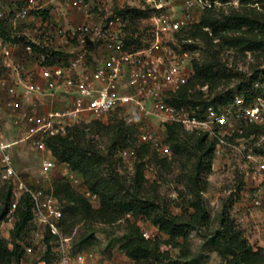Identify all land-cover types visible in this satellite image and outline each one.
Masks as SVG:
<instances>
[{
  "label": "rangeland",
  "instance_id": "374dc122",
  "mask_svg": "<svg viewBox=\"0 0 264 264\" xmlns=\"http://www.w3.org/2000/svg\"><path fill=\"white\" fill-rule=\"evenodd\" d=\"M214 1L217 2L214 16L222 24L230 26L234 22L235 16H243L254 24L249 26L240 24L238 29L223 30L217 37L206 29L209 32L208 35L198 34L193 38L196 41V52L193 60L203 64H215L222 73V79L211 90L209 99L213 100L217 95H221L225 100L228 93H231V96L239 93L252 103L260 105L264 101V28L260 27L264 25V0ZM91 2H93L91 5L93 13L98 14V17L103 19L111 14H119L128 8L140 6L138 0H92ZM22 4L18 0L0 1V5L7 8ZM175 10L177 14H180L178 6L175 7ZM45 20L46 17L41 13L40 20L29 19L28 22H20L15 29L9 27V21H5L0 23V32L5 34L4 38L8 42H18L23 45L30 42L36 45V49L42 53L51 52L48 55L51 59L41 60L42 65L49 64L48 62H51L53 58L59 59L60 63H66L71 57V52L81 47V41L77 39L67 41L64 38L61 41V38L57 37L58 32L55 30L58 26L55 24V29H50V24L44 25ZM124 20V38L132 36L135 40L141 41L142 44L153 39L147 18L133 21L128 15ZM191 27L192 25L187 29L190 36ZM92 39L91 35L83 37L89 50V62L97 64L105 56L101 42ZM60 52L62 55H59ZM2 75L3 70L0 67V78ZM198 90L199 88L194 86L189 91L197 102L200 101ZM33 103L29 99L23 98L16 101V110L0 108V122L4 140L13 142L24 137L23 120L26 116L35 113L29 108V105ZM231 103L232 99L221 105L229 106ZM132 112L135 113V111ZM137 118L139 124H145V129L152 136L163 138L162 123L157 117L140 118L137 116ZM95 121H100L105 126L110 127V132L107 133L102 128L96 129V126H89L92 122L89 125L81 124L78 126L84 130L87 141L93 142L105 153L109 150L114 153L118 171L130 184L135 187L138 186L139 192L147 199L156 201L175 216H183L187 211L191 212L189 209L191 195L186 188V178L191 173L192 163H185V159L178 160L174 152L171 158L160 157L151 144L139 142L137 129L133 133L134 147H125L123 137H117L113 133V130H117L116 127L118 126L121 128L131 126L126 123L125 113L121 111L108 114L93 122ZM85 126L88 128L85 129ZM245 136L248 140L247 150L239 148L235 145V139L232 140L231 146L223 148L218 156H214L213 168L207 176L209 185L205 193V203L211 215V223L202 231L192 232L187 247L189 256L197 258L202 264H228L218 252L211 251L206 246L208 235L220 228V218L224 211L229 212L231 218L252 246L264 249V199L260 205L253 204L254 190L251 188L249 174L253 171L254 164L247 159L248 152L261 155L264 158V132L256 131V128L247 126ZM143 146H147L148 149L140 155L139 151ZM129 148H135L137 156L135 159L125 160L124 152ZM11 151L18 174L29 188L44 192L43 199L53 194L56 187L67 185L85 198L93 209L99 207V197L97 202L89 200L87 192L91 191L88 189L83 176L74 171L68 164L59 162L51 151L42 153L29 142H20ZM45 160H50L55 164L52 171L48 173V178L43 174L42 166ZM138 174H142V177L136 183ZM5 184L6 182L0 177V190ZM259 189L262 192V197H264V183ZM63 197L62 195L58 200L62 202L63 207H66L69 203ZM15 222V218L10 215L9 219L1 224L0 230L3 238L11 239V231L14 229ZM133 225L140 232L147 231L154 235L152 240L159 244L162 253L169 255L173 260L180 258L183 251L181 246L170 243L169 238L160 233L159 229L149 220L142 217L135 218L131 214L115 222L97 216L79 220L75 227L66 233V237L70 239V251L73 253L85 251L92 255L88 264H134L121 249L130 232V227ZM47 237V230L35 220L26 240V253L19 263L14 264H59L58 254L50 253L47 250L48 247L45 249L43 247ZM85 239H88L86 243H84Z\"/></svg>",
  "mask_w": 264,
  "mask_h": 264
},
{
  "label": "built area",
  "instance_id": "2783aa9c",
  "mask_svg": "<svg viewBox=\"0 0 264 264\" xmlns=\"http://www.w3.org/2000/svg\"><path fill=\"white\" fill-rule=\"evenodd\" d=\"M21 6L7 8L0 5V23L9 21L15 29L18 23L36 18L43 12L73 8L81 12L86 21L67 30L59 29L66 40H79L81 47L71 52L66 63L45 65L41 73L45 85L26 80V67L13 60L14 44L8 42L0 33V64L10 70L12 84H3L6 93L14 97L18 87H23L25 97L34 95L53 96L63 91L68 106L61 110H52L45 114H30L24 118L25 134L19 141L7 142L2 137L0 122V177L6 183L14 185L15 208L23 193H28L34 202V215L41 225L48 226L57 237L59 264H88L92 257L89 253L70 251V239L62 235L58 222L62 217V202L53 194L43 199L44 192L29 188L18 174L12 156V148L20 142H29L42 153L49 152L48 141L58 136H67L75 126L89 125L96 119L121 111L125 113L128 125L136 127L139 142L151 144L162 158H171L173 150L167 141L166 126L181 125L186 131H198L207 134L216 142L215 157L221 150L232 145L246 149L248 142L245 133L247 126L264 124V101L254 104L242 94H235L229 106L215 104L210 94L204 95L203 108L176 107L170 104V98L183 90L193 76L195 40L187 37L188 27L199 22L207 10L216 8L214 0H138L137 8L148 10L150 31L153 39L136 48L127 47L123 29L125 20L118 14H111L99 24H92L93 10L89 0H20ZM178 6L180 14L175 7ZM92 36L93 41L102 44L105 58L97 64L89 62V50L83 40ZM18 43V42H17ZM23 45V44H22ZM194 46V48H193ZM26 54L34 56L33 44L23 45ZM205 92L207 89L205 88ZM13 99L0 97V108L16 110ZM132 111H135L133 113ZM137 114V115H136ZM157 117L163 127V138L152 136L139 124L137 118ZM18 123V122H17ZM136 149L124 152V159L136 158ZM129 157V158H127ZM247 159L253 162L254 169L249 174L252 184L253 204L260 205L264 197L260 191L264 183V158L252 152ZM55 164L50 160L43 162V174L48 178ZM89 200L98 201V196L87 192ZM146 240L154 235L142 232ZM45 249V245L43 243Z\"/></svg>",
  "mask_w": 264,
  "mask_h": 264
},
{
  "label": "trees",
  "instance_id": "16d2710c",
  "mask_svg": "<svg viewBox=\"0 0 264 264\" xmlns=\"http://www.w3.org/2000/svg\"><path fill=\"white\" fill-rule=\"evenodd\" d=\"M229 1L231 0H223V2ZM214 10L215 8L204 12L199 22L192 25L191 36L188 32L187 37L195 38L198 34L208 35L209 32L206 29L217 37L223 30L238 29L240 24L246 26L254 24L243 16H235L234 22L230 26L222 24L214 16ZM122 14L124 18L129 15L131 20L137 21L148 18L149 11L135 7L128 8L118 15L123 17ZM42 15L47 16L46 12H43ZM6 25L8 26L7 23ZM260 27L264 28V25ZM1 35L3 38L5 37L3 32ZM124 41L127 47L131 48H136L142 44L141 41L135 40L132 36L125 37ZM33 47L35 53L40 57H45L46 60L51 59L48 56L51 52L42 53L36 49V45L33 44ZM59 55H62L61 52ZM48 63L47 65L61 64L60 60H56V58ZM193 71L190 82L182 91L170 98V104L178 108L183 106L203 108L206 104L204 95L210 94L211 90L222 79V73L215 64H203L195 60ZM194 86L199 88V102L194 100L192 94L189 93ZM205 88L207 92H205ZM232 98L231 93H228L225 100L223 96L217 95L211 101L215 104H224ZM89 126H96V129L102 128L107 133L111 130L110 127L105 126L100 121L92 122ZM251 127L256 128V131L264 132V124ZM87 128L85 126V129ZM116 128L117 130H113V133L117 137H123L124 146L134 147L133 133L136 132V128L131 126L127 128L118 126ZM166 131L167 140L176 158L178 160L185 159V163H192L191 173L186 178V188L191 195L189 200L191 212L187 211L183 216L173 215L167 208L141 194L138 186L135 187L130 184L118 171L114 153L111 150L105 153L93 142L87 141L84 130H81L79 126L72 128L67 136L51 138L48 141V148L56 159L68 164L74 171L83 176L88 189L99 197V207L93 209L85 198L74 192L69 186L56 187L53 195L57 199L63 195V198L67 199L69 203L68 206L62 207V217L58 222L62 235L66 236L67 231L74 228L81 219L97 216L115 222L131 214L135 218L142 217L149 220L159 229L160 233L169 238L170 243L181 246L183 250L180 258L173 260L169 255L160 251L157 242L146 240L142 232L133 225L130 227V232L121 249L134 264H202L197 258L189 256L187 247L190 234L202 231L211 223V215L205 203V193L209 185L207 176L213 168L217 145L214 140L208 138L207 134L198 131L186 132L179 124L167 125ZM147 149V146H143L139 151L140 155L144 154ZM140 177L142 174H138L136 183L139 182ZM13 191L14 185L12 183H6L0 190V227L3 222L9 219L10 215L16 220L10 240L3 238L0 230V264H14L21 261L26 253V240L35 221L34 202L31 196L28 193L21 194L15 208H13ZM44 228L48 234L44 242L45 248L48 247L47 250L50 253L58 254L57 237L51 233L48 226H44ZM87 240L85 239L84 243ZM206 246L211 251L218 252L228 264H264V249L256 248L248 242L228 211L221 214L220 228L208 235Z\"/></svg>",
  "mask_w": 264,
  "mask_h": 264
},
{
  "label": "crops",
  "instance_id": "0c3cea01",
  "mask_svg": "<svg viewBox=\"0 0 264 264\" xmlns=\"http://www.w3.org/2000/svg\"><path fill=\"white\" fill-rule=\"evenodd\" d=\"M17 1V0H16ZM20 2V0H18ZM92 0H89V3L92 5L93 2ZM21 3V2H20ZM14 7V6H13ZM12 7V8H13ZM46 20L44 21V25L50 26V29H55L54 25L56 24L58 26L57 29H55L58 34L57 37L61 38L60 40L62 41V38L66 39V37L61 33H59V29H70L73 27H77L81 24H83L86 21L85 16L73 9V8H61L59 10H51L49 12H46ZM99 15L94 13L91 23L92 24H99L103 20V18H99ZM31 20L38 21L40 20V14ZM29 20L25 21L28 22ZM10 25V26H9ZM8 26L13 28L11 24ZM67 26V28H66ZM1 33V32H0ZM2 36V35H1ZM11 37L14 39L13 35ZM14 48H13V60L16 64H22L26 67V80L45 85L46 81L42 77V67L45 66V64L42 65V61L46 60L45 57H40L38 54H35L34 56L28 55L25 53L23 45L19 44L17 42H14ZM37 45H40L36 43ZM64 46V44H62ZM63 51V50H61ZM46 62V61H45ZM0 67L3 70V75L0 78V97L4 98L5 100L7 99H13L15 102L20 101L23 98H27L23 94V87L20 86L18 87V94L14 97L9 96L6 91L4 90L5 87L3 84H12L14 79L13 76L10 72V70H7L4 68L2 65ZM5 71V72H4ZM33 101L34 103L29 105V108L31 111L35 112L36 114H45L46 112L52 111V110H61L64 109L68 106V99L66 98L65 94L63 91H59L53 96L50 95H34L31 97H28L27 100ZM6 110L7 108L4 107ZM8 110V109H7ZM18 121H16L17 123ZM24 126L25 122L23 121Z\"/></svg>",
  "mask_w": 264,
  "mask_h": 264
}]
</instances>
